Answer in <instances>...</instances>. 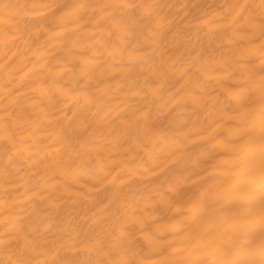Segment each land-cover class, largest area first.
Segmentation results:
<instances>
[{"label":"bare ground","instance_id":"1","mask_svg":"<svg viewBox=\"0 0 264 264\" xmlns=\"http://www.w3.org/2000/svg\"><path fill=\"white\" fill-rule=\"evenodd\" d=\"M264 0H0V264L264 262Z\"/></svg>","mask_w":264,"mask_h":264},{"label":"snow or ice","instance_id":"2","mask_svg":"<svg viewBox=\"0 0 264 264\" xmlns=\"http://www.w3.org/2000/svg\"><path fill=\"white\" fill-rule=\"evenodd\" d=\"M261 88L264 89V82H262ZM262 264H264V262H262Z\"/></svg>","mask_w":264,"mask_h":264}]
</instances>
